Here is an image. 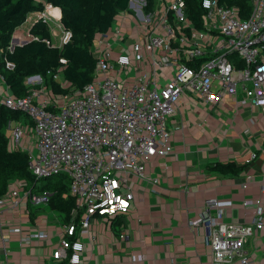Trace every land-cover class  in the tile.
Listing matches in <instances>:
<instances>
[{
    "label": "built area",
    "instance_id": "built-area-1",
    "mask_svg": "<svg viewBox=\"0 0 264 264\" xmlns=\"http://www.w3.org/2000/svg\"><path fill=\"white\" fill-rule=\"evenodd\" d=\"M200 7L196 24L186 0H130L111 30L97 34L94 77L85 87L48 71L63 92L36 74L25 78L27 95L0 93L1 104L30 118L10 120L6 127L16 149L27 153L30 172L37 179L66 173L75 199L66 215L47 208L52 191L13 180L0 197V252L5 255L0 264H20L21 251L40 244L37 264H96L90 255L89 243L96 248L91 233H107L108 224L117 222L118 239H128L121 218L132 212L135 183L175 148L167 118L187 93L205 105L229 100L256 108L264 122V0H252L246 18L236 5L220 0H201ZM1 79L5 81L3 75ZM254 123L246 131L264 136ZM260 149L264 157V146ZM248 155L246 161L252 163L258 153ZM255 184L260 195L243 201L252 224L228 221L234 202L218 196L208 197L189 220L190 226L205 228L212 264L237 257L239 264L254 263L245 245L264 229V170L259 180L247 173L241 188ZM130 252V264L145 260L141 252Z\"/></svg>",
    "mask_w": 264,
    "mask_h": 264
},
{
    "label": "crops",
    "instance_id": "crops-1",
    "mask_svg": "<svg viewBox=\"0 0 264 264\" xmlns=\"http://www.w3.org/2000/svg\"><path fill=\"white\" fill-rule=\"evenodd\" d=\"M0 93L13 94L1 75ZM167 123L174 131L175 148L160 166L154 171L150 168V174L135 183L134 207L121 218L128 239H118L121 222L112 224L113 229L107 233L92 231L90 239L96 242V248L89 243V253L96 264H130L133 249L145 255L144 261L135 264H212L205 246V228L189 224L204 208L208 197L232 199L234 204L227 210V220L252 224L253 217L245 215L243 201L259 196L261 191L256 184L246 190L241 184L247 173L259 180L264 170L260 149L264 136L246 131L251 123L264 129L259 111L235 106L229 100L220 105H205L187 93ZM253 150L258 156L249 163L246 159ZM227 163L241 170L229 169L224 173L217 169ZM41 246L22 250L20 264H37L38 255L43 252ZM13 248L20 250L17 243H13ZM245 250L253 264H264V229L247 240ZM0 257L4 260V252H0ZM237 260L238 257L228 264H239Z\"/></svg>",
    "mask_w": 264,
    "mask_h": 264
},
{
    "label": "trees",
    "instance_id": "trees-1",
    "mask_svg": "<svg viewBox=\"0 0 264 264\" xmlns=\"http://www.w3.org/2000/svg\"><path fill=\"white\" fill-rule=\"evenodd\" d=\"M153 0H149L151 3ZM189 16L198 24L201 14V0H186ZM224 5H236L241 17L246 18L252 9V0H220ZM130 0H0V75L11 92L17 97L29 93L25 78L40 74L46 83L57 92H63L62 85L54 81L48 71L60 72L64 79L80 88L93 80L97 57L93 46L98 33H108L115 16L122 9L129 8ZM54 6L52 13L59 15L65 31L70 32L62 47L50 44L51 32L42 23L33 28L34 39L30 42L11 47L13 34L23 25L29 14L43 12L46 6ZM28 25V24H27ZM13 62L14 66H8ZM61 69V71H60ZM10 120L30 122L28 115L14 111L0 103V197L7 191L15 179L28 181L30 188L37 187L38 180L29 170L26 152L9 146L7 124ZM235 164H221L217 169L226 173L229 169L240 171ZM238 169V170H237ZM50 179L40 190H50L53 196L48 209H56L69 215L74 208V197L69 194V187L63 177L49 176ZM56 178V181H51ZM44 208V207H43Z\"/></svg>",
    "mask_w": 264,
    "mask_h": 264
},
{
    "label": "rangeland",
    "instance_id": "rangeland-1",
    "mask_svg": "<svg viewBox=\"0 0 264 264\" xmlns=\"http://www.w3.org/2000/svg\"><path fill=\"white\" fill-rule=\"evenodd\" d=\"M50 9H52V7L47 6L45 12L43 11L44 13L36 12L29 14L27 17V20H29L28 25L19 32L21 38H30L34 35L33 28H35L36 25L44 23L48 26L49 31L52 32V40H48L50 41V44L55 47H62V45L68 40V38H66L67 33L65 32V29L61 23V16L59 17L57 14L52 13ZM45 19H47V21H45ZM28 119L30 118L28 117ZM7 134L10 137L9 146L13 149H16L15 140L12 138L11 134L8 131ZM57 175L62 176L64 182H66L67 186L70 188V179L68 175L66 173H61ZM51 181H56V178ZM48 182H50V179H48L47 177L40 178L37 183V190H40ZM112 229L113 227L110 224L108 230L110 231Z\"/></svg>",
    "mask_w": 264,
    "mask_h": 264
},
{
    "label": "water",
    "instance_id": "water-1",
    "mask_svg": "<svg viewBox=\"0 0 264 264\" xmlns=\"http://www.w3.org/2000/svg\"><path fill=\"white\" fill-rule=\"evenodd\" d=\"M29 20H26V22L17 27L14 34H13V37H12V41H11V47L14 48L15 46H18V45H23V44H26L28 42H30L31 40L34 39V36H31L30 38L28 39H23V38H19V32L24 29V27L27 26Z\"/></svg>",
    "mask_w": 264,
    "mask_h": 264
}]
</instances>
